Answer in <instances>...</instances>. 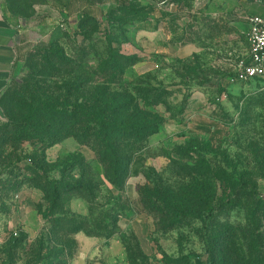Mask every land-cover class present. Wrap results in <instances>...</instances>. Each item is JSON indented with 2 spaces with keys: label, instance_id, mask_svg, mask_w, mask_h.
Masks as SVG:
<instances>
[{
  "label": "rangeland",
  "instance_id": "rangeland-1",
  "mask_svg": "<svg viewBox=\"0 0 264 264\" xmlns=\"http://www.w3.org/2000/svg\"><path fill=\"white\" fill-rule=\"evenodd\" d=\"M253 2L134 0L132 7H120L100 20L83 18L74 28L63 24L51 39L69 57L60 73H52L40 46L29 51L5 93L10 109L15 107L10 100L21 102L37 85L48 90L77 75L88 79L81 94L90 98L100 60L114 54L129 57L124 63L136 61L126 68L123 87L165 91L164 102L152 108L165 121L146 140L138 154L144 162L134 174L131 166L135 197L127 187L121 196L99 159L87 160L82 151L55 153L58 161L49 163L39 143L0 142V165L12 175L0 197V264H132L129 254L135 258L140 250L147 259H136L137 264H207L203 222L165 208L177 196L194 198L202 183L189 168L195 161L222 167L236 186L255 181L264 195V84L237 78L247 59ZM0 129V139L7 137L10 127ZM46 173L83 184L64 192L58 206L72 211V199L82 193L89 206L95 205V217L118 220L119 234L90 240L63 228L38 187L48 183ZM208 187L216 200L234 196L225 181L210 180ZM240 193L218 210L219 222L244 224L251 197ZM204 213L205 207L197 205L196 215Z\"/></svg>",
  "mask_w": 264,
  "mask_h": 264
},
{
  "label": "trees",
  "instance_id": "trees-1",
  "mask_svg": "<svg viewBox=\"0 0 264 264\" xmlns=\"http://www.w3.org/2000/svg\"><path fill=\"white\" fill-rule=\"evenodd\" d=\"M133 1L116 0L117 7L109 14L120 7H132ZM137 10L140 8L133 7V11ZM39 46L45 51L44 58L50 63L52 73H60V67L69 57L55 47L53 41ZM128 59L113 54L100 60L94 72L96 78L92 79L95 86L90 98L81 94L85 91L83 86L88 83V79L81 75L71 77V82L61 79L62 84L69 86L67 88L59 85V82L48 90L37 85L36 92L30 93L21 102L10 100L11 104L15 103L11 109L5 105L4 96L3 105L8 119L0 128L8 126L10 129L7 137L0 139L1 144L39 143L44 157L46 149L73 137L95 152L104 167L106 179L124 196L135 157L141 154L146 140L157 134L165 121L158 111L152 110L164 102L163 89L138 86L139 92H135L123 87L126 68L136 63L135 60L124 63ZM84 164L88 163L84 161ZM189 168L202 182L194 190V198L177 196L165 209L176 216L182 214L203 222L202 237L208 254L207 264H264V195L259 193L257 183L243 180L240 186H236V179L223 171L222 167L207 168L198 161L189 165ZM0 170L6 173V178L0 181L5 190L11 186L12 175L6 166L0 165ZM63 178V175L61 178H53L46 173L45 181L48 183L38 186L51 203L50 214L60 220L61 226L72 233L85 232L89 236L106 239L118 235V220L95 217L96 207L93 203L89 206L88 215L77 214L57 205L64 192L71 193L83 187V184L78 186ZM210 180L227 182L234 196L216 200L208 187ZM240 191L251 197V204L245 205L244 224L235 226L229 222H219L218 210L226 204L234 203ZM78 195L85 197L82 193ZM143 203L147 205L144 198ZM197 205L205 207L203 217L196 215ZM153 209H157V205ZM129 256L132 264H137L136 259L144 262L147 259L141 250L139 256Z\"/></svg>",
  "mask_w": 264,
  "mask_h": 264
},
{
  "label": "crops",
  "instance_id": "crops-1",
  "mask_svg": "<svg viewBox=\"0 0 264 264\" xmlns=\"http://www.w3.org/2000/svg\"><path fill=\"white\" fill-rule=\"evenodd\" d=\"M237 2L244 5L246 0ZM115 7L116 0H0V125L8 119L3 97L16 76L19 63L29 51L35 46L52 42L53 34L58 32L61 25L74 28L83 18L100 20ZM249 7L253 16L264 10L258 1ZM77 151H82L87 160L97 159L89 146L80 144L73 137L46 149L44 157L47 162L52 163L59 159V156H53L55 153L69 156ZM143 162L142 155L135 157L133 174ZM131 178L128 179L126 187L128 193L135 197L137 193H134L130 184ZM71 209L77 214H89L87 201L79 196L72 199ZM77 235L90 240L103 238L89 236L85 232Z\"/></svg>",
  "mask_w": 264,
  "mask_h": 264
},
{
  "label": "built area",
  "instance_id": "built-area-1",
  "mask_svg": "<svg viewBox=\"0 0 264 264\" xmlns=\"http://www.w3.org/2000/svg\"><path fill=\"white\" fill-rule=\"evenodd\" d=\"M257 1L264 7V0ZM237 78L245 82L264 84V10L251 18L247 59L239 65ZM5 178L6 173L3 174L0 170V181ZM2 194L0 183V197Z\"/></svg>",
  "mask_w": 264,
  "mask_h": 264
}]
</instances>
